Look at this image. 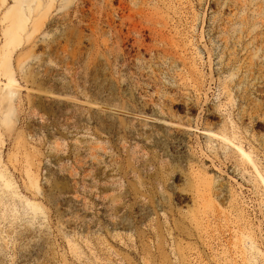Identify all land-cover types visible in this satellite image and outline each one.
I'll use <instances>...</instances> for the list:
<instances>
[{"label": "rangeland", "instance_id": "1", "mask_svg": "<svg viewBox=\"0 0 264 264\" xmlns=\"http://www.w3.org/2000/svg\"><path fill=\"white\" fill-rule=\"evenodd\" d=\"M0 264H264V0H0Z\"/></svg>", "mask_w": 264, "mask_h": 264}, {"label": "trees", "instance_id": "2", "mask_svg": "<svg viewBox=\"0 0 264 264\" xmlns=\"http://www.w3.org/2000/svg\"><path fill=\"white\" fill-rule=\"evenodd\" d=\"M83 101H85V100H83ZM77 104H79V106H81V107H87V106H89V104H87V103H82V102H79V103H77Z\"/></svg>", "mask_w": 264, "mask_h": 264}, {"label": "bare ground", "instance_id": "3", "mask_svg": "<svg viewBox=\"0 0 264 264\" xmlns=\"http://www.w3.org/2000/svg\"><path fill=\"white\" fill-rule=\"evenodd\" d=\"M25 1H28V0H21V2H25ZM10 84H13V81H10ZM13 90H11L10 92H9V94H13ZM238 147H240V145L238 146Z\"/></svg>", "mask_w": 264, "mask_h": 264}]
</instances>
